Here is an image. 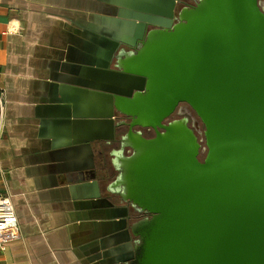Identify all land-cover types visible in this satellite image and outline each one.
Instances as JSON below:
<instances>
[{
  "label": "water",
  "instance_id": "obj_1",
  "mask_svg": "<svg viewBox=\"0 0 264 264\" xmlns=\"http://www.w3.org/2000/svg\"><path fill=\"white\" fill-rule=\"evenodd\" d=\"M263 2L185 1L174 25L115 56L145 80L114 103L128 132L109 190L136 213L127 264H264ZM181 104L204 132L167 123Z\"/></svg>",
  "mask_w": 264,
  "mask_h": 264
},
{
  "label": "crops",
  "instance_id": "obj_2",
  "mask_svg": "<svg viewBox=\"0 0 264 264\" xmlns=\"http://www.w3.org/2000/svg\"><path fill=\"white\" fill-rule=\"evenodd\" d=\"M185 1L0 0V188L21 233L0 264L132 261L136 213L109 190L114 103L145 80L124 74L115 56L174 25Z\"/></svg>",
  "mask_w": 264,
  "mask_h": 264
},
{
  "label": "built area",
  "instance_id": "obj_3",
  "mask_svg": "<svg viewBox=\"0 0 264 264\" xmlns=\"http://www.w3.org/2000/svg\"><path fill=\"white\" fill-rule=\"evenodd\" d=\"M5 93L0 88V140L4 132ZM21 237L20 221L11 197L0 188V252H6L9 246Z\"/></svg>",
  "mask_w": 264,
  "mask_h": 264
},
{
  "label": "flooded vegetation",
  "instance_id": "obj_4",
  "mask_svg": "<svg viewBox=\"0 0 264 264\" xmlns=\"http://www.w3.org/2000/svg\"><path fill=\"white\" fill-rule=\"evenodd\" d=\"M190 2L193 3L192 1H190ZM183 118H188L190 125L193 124V121L198 122L200 124L202 132H204L205 129H204L203 123L200 121V119L198 118L195 111L192 108H190L187 104H181L178 107V109L176 110V113L167 121V123L172 122V121H176V119H183ZM119 119H120L119 122L123 119L121 115H120ZM136 130H139V129H136ZM127 132H128V128H122L119 130V136H121L122 134H125ZM143 133H144L145 137H148V138L154 137V135H155L154 131L148 130V129L143 130ZM198 136H199V138H204L203 136H200V135H198ZM119 147H120V145L117 146V148H119ZM147 216L148 215L142 214L141 218H146Z\"/></svg>",
  "mask_w": 264,
  "mask_h": 264
},
{
  "label": "rangeland",
  "instance_id": "obj_5",
  "mask_svg": "<svg viewBox=\"0 0 264 264\" xmlns=\"http://www.w3.org/2000/svg\"><path fill=\"white\" fill-rule=\"evenodd\" d=\"M109 159H110V157H109ZM111 160V159H110ZM111 166V165H110Z\"/></svg>",
  "mask_w": 264,
  "mask_h": 264
}]
</instances>
